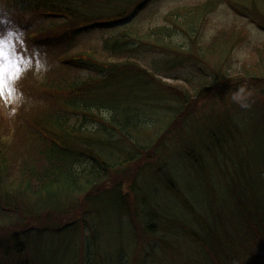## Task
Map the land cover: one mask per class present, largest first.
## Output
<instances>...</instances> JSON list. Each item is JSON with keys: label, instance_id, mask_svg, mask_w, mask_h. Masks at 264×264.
Masks as SVG:
<instances>
[{"label": "rangeland", "instance_id": "374dc122", "mask_svg": "<svg viewBox=\"0 0 264 264\" xmlns=\"http://www.w3.org/2000/svg\"><path fill=\"white\" fill-rule=\"evenodd\" d=\"M208 1L138 0L132 6L119 3L121 8L113 12H119L120 15H107L101 21L109 27L98 25L89 31L70 35H67L68 25L65 24L56 26L53 31H43L48 24L47 20L38 14L28 13L25 20L29 30L30 27L41 30L57 43L59 41L54 47L34 53L21 46L25 34L17 30L15 19L11 20L10 15L7 19L12 24L11 28L2 37L7 40L5 57L10 58V62H5L6 71L14 72L13 65L17 62L23 69L19 79L14 82L6 80L5 93L0 96L2 143L13 142L9 135L12 134L15 119L19 117L23 104L25 110L44 104L46 99L41 92L45 91L40 84L58 66V58L65 50L76 53L75 48L78 47L102 49L108 40L127 29L134 34L130 37L132 42L127 44L126 52L118 55V59L109 57L105 62L94 58L98 67L105 71L126 60L132 68L153 75L161 89L185 104L181 106L184 110L177 115L175 111L168 112L159 107L146 108L143 103L127 107L134 113L144 108L140 123L129 126L127 134L128 140L135 143L139 151H145L146 155L142 154L143 159L137 164H130L125 175L118 179L123 193L131 194L132 189L128 188L133 186L141 192L144 201L156 207V216L168 213L165 218L171 219V215L178 216L186 211L196 222L194 224L190 216H181L193 228L184 230L181 226L182 236L174 227L163 233V243L159 244L156 257L153 253L146 257H150L147 259L149 264H156V258L168 259L167 264H192L201 259L205 264H264V241L261 246L249 249L253 245L248 242L252 236V230L247 224L249 219L240 220L239 211L236 210L239 199L238 204L242 202L246 207H251L253 203L259 205L260 202L263 207L261 213L264 211V18L251 13L255 8L258 14L264 16V7L258 0H214L206 10L205 4ZM55 35L59 36L55 38ZM203 84V90L194 96L193 92L196 89L198 91V87ZM240 86H245L250 93L247 98L251 105L249 108L243 109L232 100L233 92ZM168 102L176 108L179 106L176 101ZM115 112L119 113L116 109H105L103 118L110 121L113 116L116 118ZM143 164H149L150 168L143 173L138 172ZM219 169L231 174L232 179L235 177L239 181L241 177L245 188L240 191V195L226 191L224 183L229 178L218 174ZM210 184H213L212 190ZM108 185V188H114L116 184L110 182ZM91 196L89 194L86 200L82 196L78 198V207L68 221L81 219L76 221L78 232L70 237L84 243V249L81 250H87V258L92 264H116L121 253L130 262L133 250H136V261H139L142 255L138 254V250H152L151 244L156 238L151 237L153 233L142 229L138 220H135L137 227H131L130 216H126L124 210L116 209L115 204L107 199L108 196L97 197L95 213ZM128 196L126 201L131 218L141 211L148 218V204L142 205L139 211L138 202L135 206L132 199L134 195ZM232 208L236 210L233 213ZM3 211L0 205V232L9 226ZM211 211H215L214 219ZM261 217L264 224V215ZM54 219L57 223L66 220L59 216ZM29 221L26 216L18 218L16 225H13L14 231L21 230V227L30 228L32 224ZM209 223L214 238L222 239L224 234L231 240H237V236L244 238L241 243L225 242L222 239L218 243V258L212 257V254L195 256L196 253L191 250H211V235H206L207 241L202 247L199 246V236L204 237L200 226L204 228ZM149 224L159 234L161 225L158 220L153 219ZM227 224L235 230L230 231ZM248 230H251L249 235L246 233ZM34 238L31 235L33 243ZM45 238V244L60 241L54 235L48 234ZM190 239H194L193 242ZM40 250L47 248L42 247ZM49 250L73 253V247L64 244L55 247L51 244ZM161 250H176V254L163 255ZM233 253H238L240 257L235 255L231 258ZM55 263L59 264V261Z\"/></svg>", "mask_w": 264, "mask_h": 264}, {"label": "trees", "instance_id": "16d2710c", "mask_svg": "<svg viewBox=\"0 0 264 264\" xmlns=\"http://www.w3.org/2000/svg\"><path fill=\"white\" fill-rule=\"evenodd\" d=\"M137 1L0 0V26L2 31L10 26V20L5 21L2 14L8 13L11 17L15 16L16 19H25L28 13H35L48 22L43 31H53L56 26L65 24L68 25L67 35L78 34L94 29L98 25L109 27L102 24L101 21L107 15H120L119 12H113L114 9L121 8L119 3L132 6ZM213 1L210 0L205 4L206 10L213 4ZM258 1L264 7V0ZM227 4L238 13V10L230 2ZM251 11L258 18H264L258 14V10L255 8ZM251 20L253 21V19ZM31 30L32 32L29 30V33L33 35L34 45H38L33 46L34 52L54 47L59 43L41 30L37 31L34 28ZM132 33L134 34L128 29L121 32L114 39L108 40L107 45L102 49L78 47L75 48L76 53H68L65 50L63 55L58 58L60 61L57 63L58 66L54 67L40 84V87L45 91V93L41 92L46 99L44 104L38 107L35 105L26 110L23 107L25 104H23L19 117L17 116L15 119L12 134L9 135V139L13 142L2 143L0 140V205L4 208V217L9 220V226L5 231L0 232V264H56L57 261L59 264H61L60 262H63L62 264L64 262L66 264H92V261L87 258V250H81L84 249V243L70 237L78 232L79 225H76V221L81 219L75 218L68 221L69 216L78 207V198L82 196L86 200L89 194H92L90 200L95 213L97 197L99 195L108 196L107 199L115 204L116 209L124 210L125 215L130 216L131 227L133 225L137 227L135 220H138L142 229H146L150 234L153 233L151 237H156L151 244L152 250H138V254L142 255L141 260L136 261V250H133L132 260L130 259L132 264L147 263V259L150 257H146L152 253L156 257L159 244L163 243V233H166L171 227L177 228L180 236H182L181 226L184 230L192 227L190 224L189 227L181 218V216H190L186 211L178 216L171 215V219L165 218L168 213L156 216L154 212L156 207L154 208V205L144 201L138 189L132 186L128 190L132 189L133 193H123L118 180L125 175L130 164L135 162L137 164L143 159L141 155H146L145 151H139L138 146L128 140L127 134L129 126L140 123L144 108L140 109L138 113H134L130 112V108L127 107L143 103L146 108L159 107L168 110V112L169 110L175 111V115H177L184 110L181 106L185 105L161 89L153 75L132 68V65L126 60L117 65L114 64L112 68L105 71L98 67L96 59L105 62L109 57L118 59V55H123L127 50V44L132 42L130 39ZM26 40L29 39L26 38ZM204 84L208 85L206 82ZM204 84L198 87V91L196 89L193 92L194 96L203 90ZM168 100L178 102V108ZM164 104L166 105L164 106ZM105 109H116L119 113L115 112L116 118L113 116L110 121L105 120L102 114ZM213 146L216 148V143ZM147 165L143 164L138 172H145L147 168H150V165ZM218 171L219 173H216L222 175L223 178H229V181L224 183L227 186L226 191L240 195V191L245 188L241 177L238 181L235 177L232 179L231 174L221 172L220 169ZM110 182L116 184L117 190L113 191L115 187H107ZM211 185L213 184H210V190H212ZM7 186L12 189H8ZM136 188L138 187L136 186ZM128 195H134L132 199L135 206V203L138 202L139 211L142 205L148 204L146 208V211H150L148 218L144 217L146 214L143 211L131 218L126 201ZM238 201L239 199H237L236 210L239 211L240 220L249 219L247 224L252 230V236L248 242L253 243L249 248L252 250L258 245L261 246L264 241V224L261 217L264 215V211L261 213L263 207L260 202L259 205L253 203L251 207H246L242 202L241 205L238 204ZM179 204L181 207V203ZM236 210L232 208L231 213ZM210 214L214 219L215 211H211ZM23 216L30 219L29 222L32 225L30 228L21 227V230L15 232L13 225H16L17 219ZM57 216L63 220L66 218L68 222L66 220L62 223L54 222L56 220L54 218ZM190 218L195 224L194 217L190 216ZM153 219L158 220V224L161 225L159 234L149 224ZM200 220L202 221L203 217ZM168 222L176 225H169ZM226 227L230 231L234 229L228 224ZM80 229L83 230L82 227ZM251 230L246 233L249 235ZM131 231L135 236L132 228ZM200 232L204 234V237L199 236V241L202 243L199 246L202 247L207 241L206 235H211L209 238L211 250H196L195 252L191 250L192 253H196L195 256L205 254V257L206 254H212V257H216L220 251L218 243L222 239L225 242L241 243L244 238V236H237V240H231L225 234L222 239L214 238L210 223L206 227L204 225V228L200 226ZM48 234L58 236L60 241L45 244V235ZM31 235L35 236L34 243L30 240ZM42 238L43 241H41ZM51 244H54V247L61 244L70 245L73 247V253H68L67 250H49ZM42 247L47 250H40ZM161 251L163 255L176 254V250ZM180 251L178 250L179 253H181ZM215 251L216 255H214ZM92 254L94 257L93 252ZM183 255L185 254L183 253ZM235 255L238 256V253H233L231 258ZM67 256L70 257L67 258ZM123 256L121 253L115 263H130ZM79 257L80 259H78ZM167 261L168 259L156 258L155 263L167 264ZM223 261L225 263V260ZM192 264H205V261L203 263L201 259Z\"/></svg>", "mask_w": 264, "mask_h": 264}, {"label": "snow or ice", "instance_id": "6c2138e0", "mask_svg": "<svg viewBox=\"0 0 264 264\" xmlns=\"http://www.w3.org/2000/svg\"><path fill=\"white\" fill-rule=\"evenodd\" d=\"M6 43V39L0 38V96L5 93L6 80L9 82H14L23 74V69L19 67L18 62L17 64L13 65L15 68L14 72L6 71L5 62H10V58L5 57L4 54Z\"/></svg>", "mask_w": 264, "mask_h": 264}, {"label": "clouds", "instance_id": "9594fccd", "mask_svg": "<svg viewBox=\"0 0 264 264\" xmlns=\"http://www.w3.org/2000/svg\"><path fill=\"white\" fill-rule=\"evenodd\" d=\"M250 95L245 86H240L232 94V100L238 104L241 108L246 109L251 107L250 103L247 102V98Z\"/></svg>", "mask_w": 264, "mask_h": 264}]
</instances>
